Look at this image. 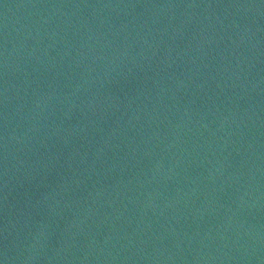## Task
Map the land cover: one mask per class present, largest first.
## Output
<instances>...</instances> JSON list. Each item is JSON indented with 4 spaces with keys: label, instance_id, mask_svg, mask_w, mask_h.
<instances>
[{
    "label": "water",
    "instance_id": "95a60500",
    "mask_svg": "<svg viewBox=\"0 0 264 264\" xmlns=\"http://www.w3.org/2000/svg\"><path fill=\"white\" fill-rule=\"evenodd\" d=\"M0 264H264V0H0Z\"/></svg>",
    "mask_w": 264,
    "mask_h": 264
}]
</instances>
